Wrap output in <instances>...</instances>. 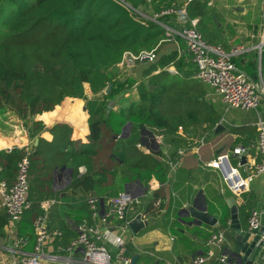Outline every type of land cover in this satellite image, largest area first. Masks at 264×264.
<instances>
[{"label": "trees", "instance_id": "1", "mask_svg": "<svg viewBox=\"0 0 264 264\" xmlns=\"http://www.w3.org/2000/svg\"><path fill=\"white\" fill-rule=\"evenodd\" d=\"M184 4L185 0H0V111L9 110L23 120L37 117L30 131L39 141L28 145V198L33 206L25 213L34 223L43 213L41 199L57 197L45 191L48 183L41 181L52 166L59 164L65 172L68 189L79 190L83 199L99 197L102 208L121 192L147 194L155 178L165 185L168 171L162 147L169 149L170 160L176 163L178 148H190L215 129L221 116L204 99L207 90L195 77L193 55L182 53L185 41L173 31L182 28L178 14L161 15ZM186 10L187 25L198 19L197 28L208 43L232 48L223 31L218 33L223 18L207 0H192ZM156 14L160 15L155 18ZM171 36L182 50L169 42ZM157 47V58L148 62L141 75L114 82L125 52L139 54ZM258 58L257 51H250L233 61L259 81ZM170 66L178 73L171 72ZM136 83V100L122 99L119 111L109 109L120 92ZM110 84L112 90L105 93ZM75 98L86 100L87 141L73 138V127L67 122L55 124L53 140L46 141L41 117ZM156 134L164 137L157 150L153 148ZM24 155L25 148L0 152V180L15 183ZM80 208L92 221L86 201ZM247 208L248 204L242 206Z\"/></svg>", "mask_w": 264, "mask_h": 264}, {"label": "crops", "instance_id": "2", "mask_svg": "<svg viewBox=\"0 0 264 264\" xmlns=\"http://www.w3.org/2000/svg\"><path fill=\"white\" fill-rule=\"evenodd\" d=\"M207 1L208 5L213 7L223 18L224 24L218 33L223 31L225 39L231 47L245 45L252 49L260 42L263 0ZM174 38L175 40L171 39L169 42L176 43L180 48V43L176 37ZM157 51L159 53L160 48ZM186 51L183 50L182 53ZM147 65L148 62L139 61L126 69L120 66V71L114 82H125L130 77L141 75ZM262 76L264 79V60ZM204 85L207 90L206 97L212 100L214 107L220 106L226 113V116L218 113L221 118L217 125L221 123L223 128L217 132L216 125L213 131L207 132L202 138L205 141V144L201 143L203 146L199 144L203 142L201 139L195 140L196 143H193L190 148L184 146L186 153L183 156L178 155L179 164L175 168L169 163L168 157L165 155L166 150L162 147L168 171L167 183L162 185L156 178L153 179L151 190L140 196L142 204L134 211L129 212V215L134 213L133 216L145 212V220L148 221V225L139 233L131 229V232L125 234L128 239L127 255L131 258L136 256V264H193V259L197 255L205 254L209 248L210 235L219 230L223 232L225 241L222 248H215L216 257L225 254L229 260L236 264H249L244 259V253L239 252L235 244V233L231 227L232 205L237 207L238 219L243 228L248 229V218L252 209L260 212V221L264 226V174L255 177L248 193L237 196L223 182L220 172L208 165V162L219 153H231L237 146H245L247 148L243 157L245 166L241 170L244 175L248 174L254 163L259 161L253 146L258 138V122L260 118L264 119V100L257 109L233 108L225 104L209 85ZM137 98V90L130 88L120 92L113 101L116 100L120 103L122 99L130 101ZM111 108L116 111L120 109ZM36 118L33 116L23 120L9 110L0 111V152L6 151L9 146L23 148L34 141L36 143L39 136L33 137L30 131L34 127L33 123ZM41 119L46 124L42 133L46 141L53 140L54 135L51 128L59 122H67L73 127V138L87 141L89 128L85 99H69L52 113L43 115ZM18 133L25 138L21 140ZM144 147L148 151L144 150V152L149 153L150 149ZM153 148L159 149L158 144H153ZM50 165L52 164L49 163L47 168ZM48 170L50 173L44 176L41 181L48 183V185L43 183L47 185L45 191L57 193V197L54 198L57 203L50 210L48 224L49 227L51 224V226L55 225V227L52 226L53 228L61 230L62 236L48 238L42 254L44 263L79 264L83 256V248H78L69 254L62 253L59 250V245L67 244L77 236L78 220L85 214H81L80 205L86 201V198L83 199L82 192L79 190L68 189L66 174L65 172L61 173L59 164ZM85 171V167H80L81 173ZM51 173L54 175L52 180L49 178ZM46 199L51 198L41 199V202ZM245 204H248V208L242 209ZM108 207L109 203L107 202L102 206L101 211L104 212ZM189 207L215 216L218 219L217 223L208 225L197 220L192 216ZM87 216L88 214H85L83 218ZM7 220L8 216L0 198V224L5 221L4 226L0 228V264H20L18 252L9 251L10 248H15V243L9 236ZM34 224V221L29 218V214H24L16 225L15 234L29 238V243L19 249L23 252L32 253L34 250ZM59 227H65V229ZM61 239L64 241L63 243ZM216 257L207 264H222ZM261 262L258 254L253 264H261Z\"/></svg>", "mask_w": 264, "mask_h": 264}, {"label": "built area", "instance_id": "3", "mask_svg": "<svg viewBox=\"0 0 264 264\" xmlns=\"http://www.w3.org/2000/svg\"><path fill=\"white\" fill-rule=\"evenodd\" d=\"M192 0H185V4L179 9L168 8L161 12L163 14L177 13L178 20L182 24L180 30H173L181 36L186 44V50L193 55V61L196 64L197 73L195 77L204 84L209 85L214 93L218 94L223 102L229 107L239 109H257L264 100V79L263 70V52H264V0L261 10V40L252 49L245 45H236L230 50H226L221 44L208 43L202 33L197 28L198 19H192L191 25H187V4ZM160 14H156L157 18ZM175 37V36H174ZM158 47L151 51H143L139 54L125 52L123 54L120 66L124 68L134 65L139 61L153 62L157 58ZM250 51H257L259 81L252 80L244 71L240 70L233 61L235 56L245 54ZM169 70L174 74L178 71L174 66ZM138 83L134 84L136 87ZM258 138L253 149L256 150L259 161L255 162L248 174L242 173L245 166L243 157L247 152L245 146H237L231 153H219L208 165L217 169L223 182L237 196H241L250 191L251 184L255 177L264 174V119L260 118L258 122ZM158 144H163L164 137L161 134L155 135ZM142 150L147 149L138 143ZM25 155L18 163V173L13 185L0 180V196L2 206L5 209L8 220L7 227L9 236L14 240L15 248H10V252H18L20 264H45L42 254L46 242L50 236L61 237L62 231L58 229L51 230L48 224L50 210L57 203L56 199H46L40 203L43 213L35 221V244L32 253H26L19 250L29 243L27 236H18L15 234L16 225L23 215L29 211L33 203L28 198L30 189L29 170L31 149L24 146ZM16 148L9 146L6 148L8 153H12ZM165 155L169 163L175 168L179 160L174 163L170 160L169 149L165 148ZM186 153L185 147L178 149V155L183 156ZM236 162V164L234 163ZM100 199L97 196H89L86 203L90 210L92 221L89 218H83L77 226V236L67 244L59 245L62 253L72 254L78 248H83V256L79 264H132V258L126 253L127 242L125 234L131 232L130 222L141 214L143 219L146 213H138L130 217L129 212L134 211L136 207L142 204L140 197L133 196L128 192H121L117 196L109 199V207L104 212L99 205ZM248 229H262L259 240L260 250L259 258L261 264H264V226L260 221V212L256 209L250 211L248 218ZM225 241L221 230L210 235L208 240L209 248L205 254L197 255L193 259V264H207L216 257L215 248H222ZM216 259L222 264H236L229 260L225 254H220Z\"/></svg>", "mask_w": 264, "mask_h": 264}, {"label": "water", "instance_id": "4", "mask_svg": "<svg viewBox=\"0 0 264 264\" xmlns=\"http://www.w3.org/2000/svg\"><path fill=\"white\" fill-rule=\"evenodd\" d=\"M111 90L112 84L108 85L105 93H109ZM109 109H111V107H109ZM220 128H223V125L221 123L217 125L216 131L218 132ZM38 141L39 138L37 139L36 144L38 143ZM189 211L194 218L205 224L215 225L218 221L215 216L207 212L198 211L193 207H189ZM147 225L148 221L143 219L141 214L135 216L130 222L131 229L136 233H139L141 230L145 229ZM231 227L234 229L236 240L235 244L238 248V251L244 253V259H246L249 264H253L254 259L258 256L260 250L259 240L262 234V229L250 230L243 228L238 219L237 207L235 205H232ZM132 264H136V256L132 258Z\"/></svg>", "mask_w": 264, "mask_h": 264}, {"label": "rangeland", "instance_id": "5", "mask_svg": "<svg viewBox=\"0 0 264 264\" xmlns=\"http://www.w3.org/2000/svg\"><path fill=\"white\" fill-rule=\"evenodd\" d=\"M171 39H174L175 40V38L173 37V36H171ZM170 39V40H171ZM169 41V40H168ZM122 68H123V66H122ZM124 68L126 69V67L124 66ZM124 79H125V77H123ZM200 82V81H199ZM204 87H205V85H204ZM134 89H136V87H133ZM204 99H206V102L207 103H212V100L211 99H209L208 97H204ZM121 103V102H120ZM119 102H117L116 100H115V102L114 101H112L111 102V104H110V107H115L116 109H119L120 108V106H121V104H120ZM215 104V103H214ZM215 109H216V111H217V113H219L220 115L222 114L223 116H226V113L225 112H223V110H222V108L220 107V106H215ZM18 136L20 137V139L22 140L23 138H25L24 136H22L20 133H18ZM122 138H123V136L121 135H119L118 136V139H120V140H122ZM201 141H203V139H201ZM154 143L155 144H158L157 142H156V140H155V138H154ZM201 143H204L205 144V141H203V142H200L199 144H201ZM200 146V145H199ZM201 146H203V144H201ZM234 163L236 164V162L234 161ZM128 193H131V192H128ZM81 214H83L82 212H81ZM85 215V214H84ZM83 215V216H84ZM134 215V213H131V215H130V217H132ZM83 216H80V218L82 217L83 218Z\"/></svg>", "mask_w": 264, "mask_h": 264}]
</instances>
